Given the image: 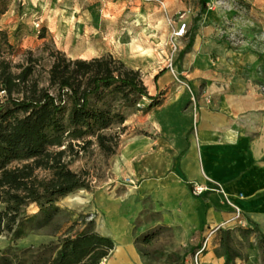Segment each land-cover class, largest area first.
<instances>
[{
	"label": "rangeland",
	"instance_id": "obj_1",
	"mask_svg": "<svg viewBox=\"0 0 264 264\" xmlns=\"http://www.w3.org/2000/svg\"><path fill=\"white\" fill-rule=\"evenodd\" d=\"M253 4L245 0H182L180 9L168 0V14L163 4L137 0H0L5 13L0 16V29L8 34L15 49L14 62H23L26 52L40 59L36 75L43 85L50 66V53L58 51L70 59L90 60L111 56L127 68L138 70L144 86L157 93L163 102L168 98L171 82H184L182 62L189 49L186 45L199 28L212 26V36L221 38L229 48H246L249 52L264 55V0ZM172 8V12L169 10ZM214 16L216 18H214ZM207 18L204 26L202 20ZM180 22H187L186 35L176 40L179 48L172 53L170 38ZM171 64V67L169 66ZM264 66V65H263ZM166 74L162 76V73ZM162 76V77H161ZM161 77V78H160ZM259 85L264 96V67L252 70L249 78ZM208 78L198 81L201 86ZM160 93L158 94V90ZM156 90V91H155ZM148 101L143 100L123 111L125 122L115 125L107 134L118 133L115 154L107 156L92 143L72 163L73 171L89 174V190H76L59 199V212L44 224L29 223L24 238L11 242L0 236V264H37L54 254V249L42 246L56 245L66 235H75L87 223L95 231L99 216L94 211L92 197L114 186L126 185L117 178L119 151L126 141L148 135L156 112L147 111ZM264 117V108H263ZM264 126V122H263ZM35 205L27 210L32 216ZM157 215L149 207L133 223L134 243L140 259L128 264H223L224 257L218 245V235H205L201 249L192 246L194 238L184 239L171 228L156 224ZM231 244L239 254L232 264H264V233L256 227L250 231L234 229ZM193 247V248H192ZM113 253L102 264H112Z\"/></svg>",
	"mask_w": 264,
	"mask_h": 264
},
{
	"label": "crops",
	"instance_id": "obj_2",
	"mask_svg": "<svg viewBox=\"0 0 264 264\" xmlns=\"http://www.w3.org/2000/svg\"><path fill=\"white\" fill-rule=\"evenodd\" d=\"M157 1L168 14V0ZM170 1L185 9L182 0ZM206 21L204 17L202 23ZM210 32V25L199 28L183 56L189 85L171 82L168 98L149 110L156 116L148 135L126 141L119 151L116 177H129L134 185L114 186L92 197L99 216L96 232L113 241L110 254L122 249L112 264L140 259L133 223L149 207L158 226L174 229L184 239L193 237L194 247L219 228L240 227L237 211L243 228L264 233V96L249 79L252 70L264 67V55L229 48ZM201 78L210 79L204 87ZM193 185L205 193L192 195Z\"/></svg>",
	"mask_w": 264,
	"mask_h": 264
},
{
	"label": "trees",
	"instance_id": "obj_3",
	"mask_svg": "<svg viewBox=\"0 0 264 264\" xmlns=\"http://www.w3.org/2000/svg\"><path fill=\"white\" fill-rule=\"evenodd\" d=\"M4 13L0 2V16ZM191 45L190 39L185 48ZM25 55L23 62H14L15 49L0 29V236L11 242L24 238L29 223L51 221L59 212V199L90 189L88 172L70 166L92 143L107 156L115 154L118 133L107 132L124 124L125 109L140 108L146 100L149 111L161 102L149 95L138 70L111 56L70 59L52 51L43 85L36 75L40 59L30 51ZM32 205L38 211L28 216ZM92 225L90 221L56 245L42 246L54 254L38 257L36 263L102 264L114 243ZM235 229L248 232L253 227ZM232 230L214 233L223 264L239 258L231 244Z\"/></svg>",
	"mask_w": 264,
	"mask_h": 264
},
{
	"label": "built area",
	"instance_id": "obj_4",
	"mask_svg": "<svg viewBox=\"0 0 264 264\" xmlns=\"http://www.w3.org/2000/svg\"><path fill=\"white\" fill-rule=\"evenodd\" d=\"M143 1H147V2H158L157 0H143ZM160 5L163 6L162 3H160ZM186 31H187V25L185 22H180L177 27L175 28V30L172 32L171 34V38H170V44L172 46V53H177L179 51V48L176 45V40L183 38L186 35ZM171 67V64L169 65ZM180 82V81H179ZM182 83V82H181ZM187 89H189V87L187 85H185ZM125 184L127 185H134V182L132 181L131 178L127 177L124 179ZM205 188L201 187V186H197V185H193L192 187V195L194 196H201L205 193ZM235 218L238 222V224L240 225V227H245V223L241 222L240 220V213L237 211L235 213ZM205 243L202 246V248L195 254V257H197L205 248Z\"/></svg>",
	"mask_w": 264,
	"mask_h": 264
},
{
	"label": "bare ground",
	"instance_id": "obj_5",
	"mask_svg": "<svg viewBox=\"0 0 264 264\" xmlns=\"http://www.w3.org/2000/svg\"><path fill=\"white\" fill-rule=\"evenodd\" d=\"M122 254V249L121 248H116L115 251H114V254H113V257L114 258H119Z\"/></svg>",
	"mask_w": 264,
	"mask_h": 264
}]
</instances>
